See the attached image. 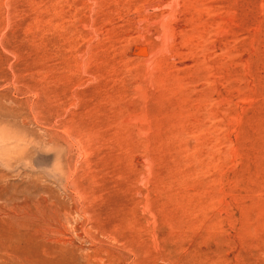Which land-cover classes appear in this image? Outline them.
I'll use <instances>...</instances> for the list:
<instances>
[{
	"label": "rangeland",
	"instance_id": "rangeland-1",
	"mask_svg": "<svg viewBox=\"0 0 264 264\" xmlns=\"http://www.w3.org/2000/svg\"><path fill=\"white\" fill-rule=\"evenodd\" d=\"M0 264H264V0H0Z\"/></svg>",
	"mask_w": 264,
	"mask_h": 264
}]
</instances>
